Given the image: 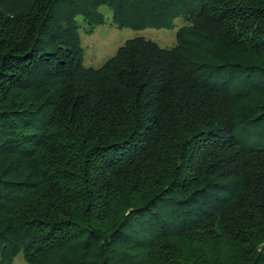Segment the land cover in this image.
<instances>
[{"label":"trees","instance_id":"16d2710c","mask_svg":"<svg viewBox=\"0 0 264 264\" xmlns=\"http://www.w3.org/2000/svg\"><path fill=\"white\" fill-rule=\"evenodd\" d=\"M177 30L86 67L80 31ZM264 264V0H0V264Z\"/></svg>","mask_w":264,"mask_h":264},{"label":"rangeland","instance_id":"374dc122","mask_svg":"<svg viewBox=\"0 0 264 264\" xmlns=\"http://www.w3.org/2000/svg\"><path fill=\"white\" fill-rule=\"evenodd\" d=\"M101 11L106 16L105 24L97 27L93 33H86V30L81 29L79 34L84 49V64L96 70L102 68L110 58L117 54L123 44L132 39L152 40L163 48L175 47L177 30L185 25L184 19L180 18L175 21L173 29H122L113 24L112 12L108 8L103 7ZM14 264H26L23 255L17 256Z\"/></svg>","mask_w":264,"mask_h":264}]
</instances>
